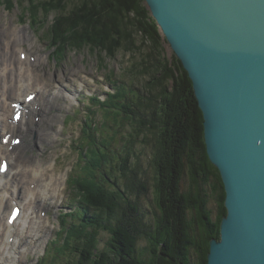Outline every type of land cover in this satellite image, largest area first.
Returning a JSON list of instances; mask_svg holds the SVG:
<instances>
[{
	"label": "trees",
	"instance_id": "1",
	"mask_svg": "<svg viewBox=\"0 0 264 264\" xmlns=\"http://www.w3.org/2000/svg\"><path fill=\"white\" fill-rule=\"evenodd\" d=\"M22 1L29 5L25 11L34 23L58 13L50 36L55 59L64 56L67 44L83 42L98 58L120 53L133 57L127 74L138 80L146 77L144 89L110 74L116 91L108 93L106 101L92 98L105 111L101 127L115 115L114 130L98 140V126L92 120L87 123L91 140L82 143L84 174L72 179L78 211L64 215L74 216L68 263L207 264L210 241L221 236L226 192L207 153L203 112L193 83L174 52L166 53V40L145 0ZM146 144L152 145V191L139 149ZM151 192L156 211L147 220L140 199ZM211 199L216 203L215 218ZM105 231L106 246H94ZM142 238L147 240L143 246Z\"/></svg>",
	"mask_w": 264,
	"mask_h": 264
},
{
	"label": "water",
	"instance_id": "2",
	"mask_svg": "<svg viewBox=\"0 0 264 264\" xmlns=\"http://www.w3.org/2000/svg\"><path fill=\"white\" fill-rule=\"evenodd\" d=\"M193 83L226 192L207 264H264V0H145Z\"/></svg>",
	"mask_w": 264,
	"mask_h": 264
},
{
	"label": "rangeland",
	"instance_id": "3",
	"mask_svg": "<svg viewBox=\"0 0 264 264\" xmlns=\"http://www.w3.org/2000/svg\"><path fill=\"white\" fill-rule=\"evenodd\" d=\"M71 1L69 0V2ZM23 2L21 0V3L18 4L15 0H12L11 3L8 0H0L1 32L3 31L6 34L5 36L9 37V34L5 33L8 30L3 29L9 27L13 30L28 26V40L19 43L20 47H24L36 59H40V61L38 60L37 69L41 75L46 77L49 83L51 82L53 88L64 87L66 91L72 92L75 98L69 99L67 94L66 96L56 94V96L59 95L57 98L58 106L53 107L54 109L50 111L51 120L48 117L43 120L42 116H38L35 120L36 123H39H34L36 127H45L49 136L50 132L52 133L51 143L37 140L36 134L31 133L28 136V138H31L32 147L27 154L32 155L36 160L41 159L46 167L51 165L49 169L54 167V172L60 178L62 177L61 182L63 184L59 189L60 192L56 193L54 198L47 200L46 209L41 215L44 222L40 225L38 231L34 230L28 233L31 238L27 240L23 252L21 251L18 254L16 264H58L60 261L61 264H69V258L66 256L73 252L68 243L70 242V234L75 232L72 223L74 217L59 216L66 212L71 213L74 211L76 213L78 211V197L70 183V179L76 175L79 176L81 173L84 174L82 166L87 158L82 154V143L85 140H91L87 136L91 132L90 129L88 132L86 131L87 123L92 120L99 124L96 127V131L99 132L98 140L108 138L114 130L112 122H114L115 118L113 116L115 115H111L107 126L101 127V123L106 118L105 111L101 109L100 105H95L92 98L95 96L99 98L100 96L101 100L105 98L104 101H106L108 93L116 91V87L109 82L110 74H114L112 78L115 80H121L125 83L129 81L131 83L132 81L137 87L143 86L144 89L146 88V77L138 80L131 74H127V68L134 61L133 57L120 53L115 58H98L92 47L84 45L83 42L76 43L74 46L71 43L67 44L64 56H57V60H54L53 48L50 47V36L53 34L52 31H54V23L58 13L53 12L47 18H44L43 12L47 7H42L44 10H41V16L46 19V22L43 19L42 24H32L34 23L32 22L34 21L33 18L30 17L28 11H25L29 5ZM46 2L49 3V1ZM38 4L40 3L36 5ZM44 4L46 3L44 2ZM21 20H24V22ZM27 22H30L31 25ZM9 39L12 40V37L10 36ZM166 53L171 55L173 51L166 48ZM45 116L49 115L45 113ZM115 128L118 130L117 126ZM129 130H131V127H129ZM139 149H142L141 160L152 191L153 171L149 163L152 145L146 144L144 148L139 146ZM187 184L186 181L184 187ZM152 198L153 194L151 192L148 197L142 196L140 199L147 220H152L156 211ZM209 207L213 210V217L215 218L217 208L213 199H211ZM63 228L67 232L62 230ZM107 236L106 231L102 232L98 236L99 243L96 241L93 245L97 246L99 244L100 248L106 246ZM146 243L145 238L139 241L141 246ZM83 251L79 248L81 256ZM61 254L62 256L64 254L65 257L60 256Z\"/></svg>",
	"mask_w": 264,
	"mask_h": 264
},
{
	"label": "bare ground",
	"instance_id": "4",
	"mask_svg": "<svg viewBox=\"0 0 264 264\" xmlns=\"http://www.w3.org/2000/svg\"><path fill=\"white\" fill-rule=\"evenodd\" d=\"M21 21L24 22V20ZM3 30H8L5 33L9 34V37L11 36L12 40H10L9 37H6V34L0 30V94L3 92L1 81L3 79L4 69L6 71L5 80L10 81L11 86L8 90L10 91L8 99L15 97L18 79L19 81H24V89L26 92L33 89L39 90L38 100L34 103L32 101L29 102L28 111L16 121H14L10 115L7 116V114L12 113V111L9 108L2 109L3 107L0 99V114L4 115V118L0 115V120L4 121L10 117L12 119L10 127L15 133L22 137V140H24V142L18 145L15 144L12 148L6 147L3 150L0 149L2 151H0V158L8 157L12 165V168L9 169L8 173L0 177V264H16L19 257L18 254L21 253V251L23 252L26 248L27 240L31 238L28 233L34 230L38 231L40 225L44 222L41 215L46 209L47 200L54 198L56 193L60 192L59 189L63 184L61 182L62 177L60 178L54 172V167H52L51 169L53 170H51L49 169L51 165L46 167L43 165L41 159L36 160L32 155L27 154L32 147L31 138H28V136L31 133L36 134L37 140H40L41 142L48 141L51 143L52 133L50 132L49 136L45 127H36L34 125V123H36L35 120L38 116H42L43 120L47 117L51 120L52 116H50V111L54 109L53 107L58 106L57 98L59 95L66 96L67 94L69 99L75 98V95L72 92L66 91L64 87H52L51 82L49 83L46 77L41 75L37 69L38 62L40 61L39 58L34 60V57L31 54H27L24 61L17 58L15 53L16 47H18L17 49H20L21 45L19 43L28 40V26L13 30L8 27ZM1 41H3L2 44ZM53 53H55L54 50ZM67 83L71 84L70 82ZM50 87L51 92H49ZM24 93L19 96H24ZM56 94L59 95L56 96ZM71 95L73 96L71 97ZM26 97L27 94L23 101H26ZM99 100L104 101L105 98L101 100L99 97ZM45 113L49 116H45ZM2 127L3 126H0V128ZM34 182L37 183L34 189H29L28 186ZM13 198H19L22 200L20 202H22L23 211L12 230L16 231L17 234L14 240L11 241L8 239V233L11 231L5 223V216L12 204L11 200ZM36 208L38 209L37 211ZM64 215L66 216L67 212L62 214L63 217Z\"/></svg>",
	"mask_w": 264,
	"mask_h": 264
},
{
	"label": "snow or ice",
	"instance_id": "5",
	"mask_svg": "<svg viewBox=\"0 0 264 264\" xmlns=\"http://www.w3.org/2000/svg\"><path fill=\"white\" fill-rule=\"evenodd\" d=\"M29 99H32V97H29ZM18 118H19V116H17V119H18ZM6 142H7V140H6ZM15 142H16V143H19L18 140L15 141ZM6 169H7V164H6V163L0 165V171H6ZM18 213H19V209H13V210H12V213H11V215H10V217H9V222H12V220L15 219V216L18 215Z\"/></svg>",
	"mask_w": 264,
	"mask_h": 264
}]
</instances>
